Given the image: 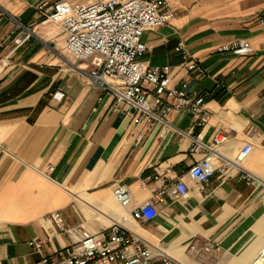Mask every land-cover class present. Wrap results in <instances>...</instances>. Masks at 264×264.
I'll use <instances>...</instances> for the list:
<instances>
[{"label": "crops", "instance_id": "0c3cea01", "mask_svg": "<svg viewBox=\"0 0 264 264\" xmlns=\"http://www.w3.org/2000/svg\"><path fill=\"white\" fill-rule=\"evenodd\" d=\"M55 1L0 0V264L51 258L115 222L182 264H251L264 246V0H169L172 19L144 31L143 60L171 65L172 82L187 81L205 95L210 113L194 128L188 109H173L166 133L132 107L115 108L111 95L89 82L91 61L66 51L61 28L42 22L40 7ZM239 39L254 52L220 50ZM180 42L199 59L202 76L180 65ZM218 131L226 139L216 147V167L250 143L242 166L260 183H248L231 165L207 182L191 176L205 151L192 152L185 133L209 142ZM178 177L188 186L185 197L168 191L155 197L152 220L133 216ZM120 183L131 191L127 205L113 196ZM52 211L68 231L46 218ZM192 241L196 253L188 251ZM207 242L220 250L205 252Z\"/></svg>", "mask_w": 264, "mask_h": 264}, {"label": "built area", "instance_id": "2783aa9c", "mask_svg": "<svg viewBox=\"0 0 264 264\" xmlns=\"http://www.w3.org/2000/svg\"><path fill=\"white\" fill-rule=\"evenodd\" d=\"M42 22H51L66 35L65 50L80 60L89 59L92 68L86 72L89 82L108 92L117 109L132 107L150 126L162 123V132L174 128L167 119L173 109H188L193 116V127H202L210 116L206 108V97L196 89L188 88L187 81L180 85L172 82V67L169 64L150 66L143 60L147 50L142 35L147 29L164 25L174 16L169 0H93L71 2L57 0L40 7ZM182 60L180 65L195 75H203L204 69L186 46L178 44ZM221 51L238 55L254 52L253 44L239 39L220 46ZM55 97L61 98L57 91ZM191 141V151L205 154L191 167L189 173L199 181L207 182L215 171L224 175L229 166L243 171L242 178L248 183L258 184L261 179L247 171L242 162L253 147L246 143L233 161L216 167V147L226 135L218 131L211 141H204L201 133H185ZM0 148H3L0 144ZM53 169L52 166H48ZM159 174L154 176L155 179ZM146 184V180H142ZM170 191L173 197H185L188 186L180 177L166 182L153 197L134 207L132 214L139 220H152L157 214L155 197ZM113 196L121 205L131 200V191L124 183L116 184ZM63 231V217L59 211L46 215ZM39 246V242H35ZM220 245L207 242L205 252L219 251ZM188 251L196 253L198 247L191 242ZM30 264H182L167 255L162 249L154 248L122 224L115 222L100 234H87L78 241L56 251L51 258Z\"/></svg>", "mask_w": 264, "mask_h": 264}, {"label": "bare ground", "instance_id": "6f19581e", "mask_svg": "<svg viewBox=\"0 0 264 264\" xmlns=\"http://www.w3.org/2000/svg\"><path fill=\"white\" fill-rule=\"evenodd\" d=\"M261 257L254 259V261L251 264H264V246L260 251Z\"/></svg>", "mask_w": 264, "mask_h": 264}, {"label": "rangeland", "instance_id": "374dc122", "mask_svg": "<svg viewBox=\"0 0 264 264\" xmlns=\"http://www.w3.org/2000/svg\"><path fill=\"white\" fill-rule=\"evenodd\" d=\"M260 257H261V253H259L258 256L255 259L260 258Z\"/></svg>", "mask_w": 264, "mask_h": 264}]
</instances>
